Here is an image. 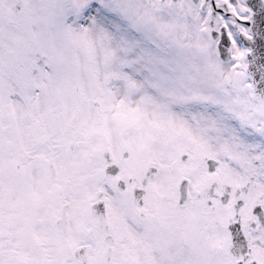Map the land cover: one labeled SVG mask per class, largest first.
Masks as SVG:
<instances>
[{
	"label": "snow or ice",
	"instance_id": "6c2138e0",
	"mask_svg": "<svg viewBox=\"0 0 264 264\" xmlns=\"http://www.w3.org/2000/svg\"><path fill=\"white\" fill-rule=\"evenodd\" d=\"M0 264H264V0H0Z\"/></svg>",
	"mask_w": 264,
	"mask_h": 264
}]
</instances>
